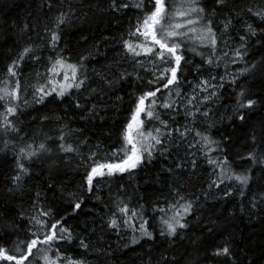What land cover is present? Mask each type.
Masks as SVG:
<instances>
[{
	"label": "snow or ice",
	"instance_id": "obj_1",
	"mask_svg": "<svg viewBox=\"0 0 264 264\" xmlns=\"http://www.w3.org/2000/svg\"><path fill=\"white\" fill-rule=\"evenodd\" d=\"M63 2L68 4V10L51 15L42 34L31 17L22 22H9L7 18L0 21V35L13 32L17 39L27 35L30 41L5 67L4 86L0 87V144L3 145L0 154L6 159L11 158L6 185L8 197L22 200L27 196L31 201V212L22 206L19 209L10 207L7 198L0 201V231L4 233L0 240L15 234L19 225L25 222L30 225L25 239L17 243L16 251L20 255L0 246V261L88 264L86 255L83 258L68 255L71 247L65 246L78 244L85 254L95 249L97 256H112L114 251L140 244L141 240L155 244L162 238L168 247L163 251L157 249L156 255L150 249L148 259H142L141 264H245L247 252L243 247L238 248L235 237L220 223L221 217L209 218L205 223L197 215V208L202 207L198 203L200 196L187 191V183L183 182L187 174L184 163L178 162L164 169L161 183L168 188V193L160 192L163 206L159 198L149 205L153 220L158 214V230L145 218L144 204L133 208L123 199H113L115 210L104 219L100 234L92 229L95 244L89 238L74 236L73 231L64 226L67 218L54 214L51 207L45 206L46 201L41 203V191H35L33 196L32 190L36 185L29 187V181L36 178L34 168L47 167L49 172H53L58 168L55 159L78 156L80 166L85 168L81 187L88 193H94L96 185L105 177L134 175L136 170L147 167L158 156L167 158L166 154H171L173 148L184 147L186 157L178 159H187L193 174L198 168L197 152L211 169L207 188L200 189L205 200H228L235 194L242 201L240 216L247 215L249 219L253 215L264 216V57L255 62L246 60L250 47L264 49V4L238 8L237 0H136L135 3L99 0L93 5L92 0H84L89 10L95 7L97 12L116 17L129 8L136 9L135 23L126 36L119 37L121 55L134 67L152 75V79L146 81L149 87L145 89V81L139 73L133 77V73L121 71V62L117 60L115 70L107 65V72L93 69L98 89L89 91L86 62L92 54H81L75 63L64 54L67 48L64 33L72 25L76 12L70 0ZM55 4L56 0H47L42 7L53 12ZM33 33L37 36L35 41L32 40ZM141 57L148 60L151 68L145 66ZM195 57L200 58L199 62H195ZM221 59L226 64H242L243 67L238 73L228 74L226 69L225 76L213 75L212 71L220 67ZM28 60L46 67L43 77L37 72V83L31 85V105L45 104L49 99L67 101L73 109L79 110L76 114L86 120L99 118L103 122L104 119L102 113L106 109L99 107L92 97L98 101L105 88L115 90L116 85L130 77L138 81L139 94L133 99L134 106L130 108V116L120 132V146H114L110 153L101 157L103 149L96 144L94 150L90 149L84 157L80 149L89 143L86 138L80 139L84 129L68 127L62 123L63 117H43L42 122H54L57 127L42 132L39 140L35 137L26 139V133L21 135L22 129L17 121L31 106L21 83L23 65ZM226 85L232 88L234 97L229 123L246 130L247 154L237 153V156L248 166L240 172L235 170L229 155L231 137L221 134L216 139L212 134L218 123L214 119V106ZM257 86L258 90L254 91ZM84 92H89V95H84ZM116 98L123 99L120 96ZM181 114L185 123L178 125L176 118ZM258 114L261 118L257 121ZM149 124L152 126H147ZM73 136L76 139L70 140ZM46 187L55 193V184L49 183ZM213 189L221 190L222 195L217 197ZM119 191L123 192V189ZM245 200L246 204L243 203ZM83 203L82 199L73 201V212L78 213ZM235 215V212L229 213L225 219ZM108 232L119 238L115 250L111 244L104 247L103 236ZM126 232L132 235L120 244ZM218 233V243L204 246L206 236ZM184 240L192 248L181 253L177 245ZM247 264H253V261L247 260Z\"/></svg>",
	"mask_w": 264,
	"mask_h": 264
},
{
	"label": "trees",
	"instance_id": "obj_2",
	"mask_svg": "<svg viewBox=\"0 0 264 264\" xmlns=\"http://www.w3.org/2000/svg\"><path fill=\"white\" fill-rule=\"evenodd\" d=\"M46 2L47 0H0V21L7 18L9 22L13 20L22 22L24 19L31 17L32 22L38 24V29L42 34L44 25L48 22L51 15L58 14L60 10H68L67 3H64L63 0H56L53 12H49L47 7H42ZM92 2L95 5L99 3V0H92ZM129 2L135 3L136 0H129ZM70 3L73 6V11L76 12V16L73 17L72 25L64 33V43L67 45L64 54L71 58L70 62L72 63H75L81 54H92L86 62L90 77L88 81L89 91L91 88L98 89L97 77L93 69L107 72L105 67L107 65L115 70V61L117 60L121 62V71L127 70V72L133 73V77L136 73H139L145 81L144 88L149 87L146 81L152 79L151 72H145L140 67H134L127 60L122 59L121 55L119 37L122 35L126 36L129 28L135 23L136 9L129 8L116 17L97 12L95 7L89 10L84 0H70ZM250 4H264V0H237L238 8ZM84 13H87V16ZM84 37L87 39H84ZM105 37H108V39L106 40ZM36 39V33H33L32 40L35 41ZM28 43L30 41L27 35L20 39H17L13 32H9L7 35H0V87L4 86L2 81L5 79L6 65ZM44 55L47 56L48 52L45 51ZM191 55L189 53L190 57ZM219 55L220 53H217V56ZM262 57H264V49L253 46L249 48V56L246 57V60L255 62L259 61ZM194 59L195 62H199L200 60L199 57H195ZM143 61L145 66L151 68L147 60ZM242 67V64H226L225 60L221 59L220 67L214 68L212 74L225 76L226 69L228 74L238 73ZM45 71V64H37L31 60L26 61L23 65L21 83L28 93L27 98L30 105L32 101L31 85L37 83L36 73L39 72L42 78ZM188 79L191 80L192 76L189 75ZM138 84V81L130 77L128 80L116 85L115 90L105 88L104 92L100 93L98 101L96 97H92L99 107L106 109L102 113L104 116L103 122L99 118L95 120L81 119L76 114L79 110L73 109L70 102L49 99L45 104H35L27 107L17 121V125L22 129L21 135L27 134L26 139L30 140V138L35 137L39 140L42 132H48L50 129L57 127L54 122H42L43 117L48 116L53 119L55 117H63L62 123L67 124L68 127L72 129H84L82 135L77 134L80 135V139L86 138L89 141L87 145H83L80 149L84 157L88 155L90 149L94 150L96 144H99L103 149L100 153V156L103 157L105 153H110L114 146H120V132L130 116V108L134 106L133 99L139 94ZM184 87L187 88V85H184ZM258 88L259 86L254 91L258 90ZM84 95H89V92H84ZM164 95L166 96L167 93L165 92ZM117 96L123 97V99L117 100ZM232 107H234L233 90L226 85V88L222 90L220 100L214 106V119L218 123L212 129V134L216 139H219L221 134L231 137V144L228 149L229 155L233 161L235 170L240 172L248 166L237 156V153L247 154L246 130L238 126V124L229 123L228 117L232 115L230 110ZM222 117L223 119L221 120ZM260 118L258 114L255 120L258 121ZM176 120L178 125L185 123L182 114L177 116ZM147 126L150 127L152 125L149 124ZM75 139V136L70 137V140ZM0 147H3V145L0 144ZM192 151H195V149ZM166 156L167 158L165 156H158L147 167L136 170L134 175L125 174L122 177H105L96 185L94 193H88L85 188L81 187L84 183L85 168L80 166V157L69 155L63 159L54 158L58 168L53 172H49L47 167L38 166L34 168L33 173L36 178L29 181V187L33 184L36 185V188L32 190L33 196L35 191H41V203L46 201L45 206L51 207L54 214H62L67 218L64 226L72 230L74 236L89 238L95 244L96 240L92 236V229L95 228L96 234H100V226L103 224L104 219H107L112 211L115 210L112 203L113 199H123L125 203H128L133 208L139 204H144L146 208L145 218L149 219L150 224L158 230V214H156L157 219L153 220L152 216L154 214L149 205L153 200L159 198L161 206H163V197L160 196V192L168 193V188L164 186V183H161L162 178L165 176L164 169L178 162L184 163L187 174L183 178V182L187 183V191L194 192L197 196H200L198 203L202 207L197 208V215L205 223H207L209 218L215 219L216 216H220V223L225 225L227 232L235 237L238 248L243 247L247 252L245 264H247V260L253 261V264H264V216L258 217L253 215L250 219L247 215L240 216L239 210L242 206V201L235 194L233 198L228 200L219 198L205 200L201 195L200 189L207 188L211 169L204 162L200 153H196L198 168L195 174L192 173L187 159H178V157H186L184 147L179 149L173 148L171 154H166ZM10 159V156L6 159L0 154V201L7 198L10 207L19 209L22 206L31 212L29 207L31 201L28 200L27 196H24L22 200L20 198L13 199L8 197L6 185L8 184L7 173L10 170ZM49 183L55 184V193L47 189L46 184ZM166 183L170 184L171 181H166ZM121 188L123 192L119 191ZM213 191L217 197L222 195L219 189H213ZM77 199H82L84 203L82 209L78 213H74L72 202ZM243 203L246 204L247 201L245 200ZM232 212L236 213L235 217L225 219ZM56 218H59V216ZM29 228L30 225L27 222L19 225L15 234H9L0 240V246L9 249L13 254L19 256L20 253L16 251L17 243L25 239ZM131 235L130 232L124 233L125 239L120 240V244H124ZM3 236L4 233L0 231V237ZM118 239L114 233L108 232L104 234V247L111 244L115 250ZM218 242L219 233L216 236H206L204 246ZM65 247H71V251L67 253L68 255L76 258H83L86 255L88 264H104L105 261H108L109 264H141L142 259H148L147 253L150 249L153 255H156L157 249L163 251L168 246L163 243L162 238H159L155 244L141 240L140 244L130 245L129 247L121 248L119 251H114L112 256H97L95 249H93V252L85 254L79 249L78 244ZM177 247L181 253L185 249L191 250L192 248L187 240L180 241ZM29 260L32 261L33 258L30 257ZM25 262L29 263V261ZM0 264H15V262L0 261Z\"/></svg>",
	"mask_w": 264,
	"mask_h": 264
},
{
	"label": "rangeland",
	"instance_id": "obj_3",
	"mask_svg": "<svg viewBox=\"0 0 264 264\" xmlns=\"http://www.w3.org/2000/svg\"><path fill=\"white\" fill-rule=\"evenodd\" d=\"M142 60H147L146 58L144 57H141ZM148 61V60H147ZM190 91V90H189ZM24 264H29L28 262H24Z\"/></svg>",
	"mask_w": 264,
	"mask_h": 264
}]
</instances>
